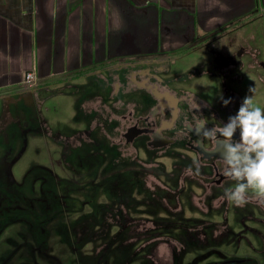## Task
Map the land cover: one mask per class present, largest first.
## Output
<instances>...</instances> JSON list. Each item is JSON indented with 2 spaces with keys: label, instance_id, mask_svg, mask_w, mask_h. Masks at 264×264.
<instances>
[{
  "label": "flooded vegetation",
  "instance_id": "flooded-vegetation-1",
  "mask_svg": "<svg viewBox=\"0 0 264 264\" xmlns=\"http://www.w3.org/2000/svg\"><path fill=\"white\" fill-rule=\"evenodd\" d=\"M243 28L213 32L211 42L205 36L175 54H143L122 64L106 62L69 80L53 81V86L35 85L0 95V262L20 256L18 264H264V204L253 199L237 207L218 199L221 192L224 196L225 189L235 185L222 172L223 143L213 144L202 130H194L197 118L205 121L206 129L227 123L243 102L245 76L240 80L237 74L236 78L235 74H219L221 66L232 68L239 63L240 47L231 48L232 53L226 56L221 46L225 38L231 39L232 33ZM203 46L218 74L212 81L200 75L201 61L186 71L189 65L183 57L200 53ZM228 80L236 82L237 88L226 87ZM221 96L232 102L224 106ZM87 97L90 104L82 107ZM49 100H53L56 122L53 156L48 158L53 159V172L43 166L44 158L31 146L37 142L33 137L49 133L38 115L39 107ZM69 102L73 103L68 116L71 121L61 125L65 118L58 120L60 110ZM21 125L24 128L20 130ZM194 161L200 164L198 172ZM63 179L73 182L61 187ZM47 180L54 190H74L80 199L87 195L100 200L102 212L97 216L96 208L88 204L86 211L67 217L72 209L64 207L53 213V221L58 216L70 218L82 230L75 228L76 224L56 225L58 231L47 236L45 228L38 225L32 231L41 236L31 235V218L24 222L7 215L11 193L41 190ZM214 196L218 199L215 203ZM108 207L117 211L114 222L105 217ZM160 207L162 211H158ZM154 222L168 226L162 239L167 243L162 258L156 256L158 241L150 229L145 235L138 232ZM236 223L239 229H231ZM89 227H94L90 234ZM201 227L208 229L203 235L199 234ZM35 237L43 239L36 248L29 247L34 246ZM48 237L53 239H45ZM74 237L85 243L80 249ZM10 238H18V246H10ZM139 238L151 244L141 253L129 243ZM174 239L182 243V250ZM50 242L53 258L51 246L43 245ZM64 243L72 255L61 262L58 255H67L61 250ZM207 243L209 249L202 248ZM11 253L14 256L10 258Z\"/></svg>",
  "mask_w": 264,
  "mask_h": 264
},
{
  "label": "crops",
  "instance_id": "crops-1",
  "mask_svg": "<svg viewBox=\"0 0 264 264\" xmlns=\"http://www.w3.org/2000/svg\"><path fill=\"white\" fill-rule=\"evenodd\" d=\"M264 0H0V95L29 71L53 81L119 58L175 54Z\"/></svg>",
  "mask_w": 264,
  "mask_h": 264
},
{
  "label": "rangeland",
  "instance_id": "rangeland-1",
  "mask_svg": "<svg viewBox=\"0 0 264 264\" xmlns=\"http://www.w3.org/2000/svg\"><path fill=\"white\" fill-rule=\"evenodd\" d=\"M258 13L254 14L251 18H247L245 20H239L237 22H235V24H229V28L227 30H238L237 28H243L240 29V31L238 33H232L231 36L232 38H225L226 41H224L222 43L221 46V51L223 52L222 54H225L226 56L231 52V48H239L241 50H243L241 56H240V61L239 63L235 66V67H229V66H221V70L219 71V74H228L229 76H231L232 74H235V78H236V74L238 75V77L240 78V80L245 76L244 81L242 82L241 86L243 89V93H244V98L246 95H254V103L256 106L259 107H263L264 106V4L261 3V5L258 6L257 8ZM215 38L220 37L221 35H214ZM209 34V42H211L212 37ZM226 43V44H224ZM204 48L200 49V53H198L199 51H194V53H191L187 56H184V61L188 63L189 66H187L186 71H189L190 69H192L193 67H195L196 65H200V61L202 62V71L200 73V75L203 78H211V81L213 80V78L215 79L218 74H216L215 72H213V70L215 69L212 65V63H210L211 57L209 56L207 51H203V49H206L205 46H203ZM142 55H136L133 57H129V58H119L117 60L114 61H110L108 63L111 64H122L125 62H132L135 61L137 59H139V57H141ZM103 65V64H101ZM100 65V66H101ZM100 66H91V68H89L87 71H91L94 68H98ZM87 71H84L87 72ZM211 74L214 75L211 77ZM37 78H39V82L36 84L37 87H43V86H53V79L51 80H40V77L37 76ZM70 78H72L71 76L67 77V78H63V79H59V81L61 80H69ZM23 79L24 77L17 82L16 84H13L9 87V90L7 91V93H11V92H20L23 90L28 89L29 87L26 86L23 83ZM77 84V83H75ZM211 83L209 82V85ZM204 85V82L201 83V87L199 89H202ZM225 85V83H224ZM232 86L233 88H237V83L236 82H231V81H227V85H225L226 87ZM215 86V83H214ZM213 88V85H211L209 87V90ZM250 88H254V94L253 93H249V89ZM53 93V92H50ZM126 96V95H125ZM94 98V96H93ZM243 98V99H244ZM85 100L87 102H83L81 103L82 107H87L88 104H90V101L88 100V97L85 98ZM53 100H49L46 101L45 103L43 102L42 106L39 107V111L37 108V111L39 112V121L41 119H43V126L47 127L48 130V134L47 136L45 134L40 135L39 137H33L34 140H36L37 142L39 141V143H42L43 145H40L37 142H32L31 146L35 149L37 148V150L39 151V154L42 155V157L44 158L43 161V166L52 171L53 172V164L51 163L53 159L48 160V158H50L51 156H53V125L56 124L55 120H54V116H53ZM96 102V100H95ZM88 103V104H87ZM71 104H73L72 102L66 103V105L60 110V114H59V121L63 120V117L65 118L63 120V123H61V125L63 124H68L70 123V119L68 118V116H70L71 113ZM106 108V107H105ZM83 109V108H82ZM93 109H96V107H94ZM107 113L108 110H107ZM112 114L113 111H112ZM119 117V116H117ZM54 120V122H53ZM68 120V121H67ZM67 121V122H66ZM25 122L27 124V120H22V123ZM61 122V121H60ZM19 127V126H18ZM20 130L22 128H24L22 125L19 127ZM41 137V138H40ZM52 144V145H51ZM42 162V161H41ZM146 181V180H145ZM50 180L44 181L41 184V190H16L17 193H11V198H10V206L7 208L9 210V213L7 212V215L10 218H17L19 217V220H23L24 222H28L29 219V225H30V234L33 236L39 235L41 236V233H35L32 230H36L37 226L40 225L43 228H45L46 235L47 236H52L53 233H56L58 231V228L56 227V225H61L63 227H67V226H72L75 225L77 229L82 230L81 226H78V222H75L74 220L70 219V218H66L63 219L58 216L56 217V219L53 221V213L55 212H59L60 213V209L66 207V209H72V212L67 216H74L78 213H81L83 211H86L85 208H87L85 205H93L96 208L97 211V216L98 214H100L102 211L99 210L100 209V204L99 202H101L100 200H95V198H91L89 199L90 196L86 195V199H80L78 197L74 196V190H54ZM63 183H61V187L62 186H70L71 182H73V180H69V179H63L62 180ZM48 183V185H46ZM147 185V182H146ZM148 186V185H147ZM74 188V186H73ZM22 191V195H20ZM160 191H164V190H160ZM126 192H128V190H126ZM171 193H168V195H170ZM82 196H84L82 194ZM62 198L63 200V204L60 203V199ZM216 196L213 197V203H215L218 199L221 200H225L224 196L221 194L219 195V198L216 200ZM99 201V202H98ZM195 202H198V199H195ZM35 203V205L33 207H31V204ZM80 205H77L79 204ZM107 207V206H106ZM169 209H171L174 212V208L171 206H167ZM90 209V208H89ZM204 209V208H203ZM110 210V211H107ZM163 209L160 207L158 209V211H162ZM215 213H218L217 211H214ZM206 212L201 213L202 217H204V214ZM95 211H94V215H95ZM105 217L111 219L113 222L118 218L117 216V211L113 208H109L106 209V211L104 212ZM220 217L221 214H218ZM6 219V220H9ZM5 220V221H6ZM18 220V221H19ZM62 220V221H61ZM16 221V222H18ZM68 224V225H67ZM167 223L165 222H154L152 225H145L144 228H139L138 232L142 233V235H145L146 229L149 228L151 234L153 235L154 241H158L155 242L156 243V256L158 258H162V252L165 251V247L167 246L166 241L162 240L166 238V235L164 234V230L167 229ZM94 227H89L87 229L88 234L91 233V230ZM231 229L234 230H238V224L236 223L235 225L231 226ZM199 230V234L203 235L205 231H207L208 229H204L201 227V230L198 228ZM117 234V233H116ZM208 236V235H207ZM205 236V237H207ZM141 238H146L144 236H141ZM43 238L41 237H35L33 238V245L29 246L32 248H36L39 245L40 240H42ZM48 240H52V237H48L45 238ZM81 239V238H80ZM86 240V239H85ZM175 242L177 243V245L179 246V249L182 250V243L178 242L177 239H174ZM142 240L139 238L136 241H129V243L132 245V248L135 249L136 251H138L139 253L144 252V250L146 251L147 248L149 246H151V244H148L149 242H141ZM207 242L208 239L206 238ZM71 242V241H69ZM73 242H75V245L77 246V248L80 249V247H82L85 243H79L75 237ZM9 244L10 246H18V238H10L9 240ZM62 244V243H60ZM43 245H47V246H51L50 249H52V258H53V242L50 243H44ZM64 247L61 249L63 251H66L67 255H58L61 262H63L64 260H66L67 258H70V247L68 245V243H64ZM125 245V243H123V246ZM155 245V244H154ZM17 248V247H16ZM204 249H209V243H207V246L202 247ZM61 250H55V252H60ZM72 255V254H71ZM14 256L12 253L10 255V258ZM43 257V256H42ZM209 258V257H207ZM34 259L37 262L36 257H34ZM16 260V261H15ZM20 260V256L14 259H11L10 262H0V264H18V261ZM206 260V259H203ZM211 260V259H210ZM53 261V260H52ZM38 264H40L39 262H37Z\"/></svg>",
  "mask_w": 264,
  "mask_h": 264
},
{
  "label": "clouds",
  "instance_id": "clouds-1",
  "mask_svg": "<svg viewBox=\"0 0 264 264\" xmlns=\"http://www.w3.org/2000/svg\"><path fill=\"white\" fill-rule=\"evenodd\" d=\"M254 91V88L249 89V93L254 94ZM220 98L224 106L232 102L231 98ZM205 125L203 119L197 118L194 130H202L213 144L222 141V172L235 181L234 187L225 189L224 198L237 207L253 199L264 204V108L255 105L254 95H246L238 112L230 116L227 123L211 129H206ZM193 163L198 172L199 162Z\"/></svg>",
  "mask_w": 264,
  "mask_h": 264
},
{
  "label": "built area",
  "instance_id": "built-area-1",
  "mask_svg": "<svg viewBox=\"0 0 264 264\" xmlns=\"http://www.w3.org/2000/svg\"><path fill=\"white\" fill-rule=\"evenodd\" d=\"M39 82V78L34 73V71H29L24 75L23 83L28 86L32 87L35 86Z\"/></svg>",
  "mask_w": 264,
  "mask_h": 264
}]
</instances>
